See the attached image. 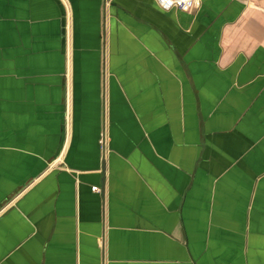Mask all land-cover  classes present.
Wrapping results in <instances>:
<instances>
[{"label":"crops","instance_id":"obj_1","mask_svg":"<svg viewBox=\"0 0 264 264\" xmlns=\"http://www.w3.org/2000/svg\"><path fill=\"white\" fill-rule=\"evenodd\" d=\"M0 264H264V0H0Z\"/></svg>","mask_w":264,"mask_h":264},{"label":"built area","instance_id":"obj_2","mask_svg":"<svg viewBox=\"0 0 264 264\" xmlns=\"http://www.w3.org/2000/svg\"><path fill=\"white\" fill-rule=\"evenodd\" d=\"M157 5L163 10L177 9L181 11H189L195 4L196 0H155ZM101 142L104 138L100 139ZM93 190L97 189V186H92Z\"/></svg>","mask_w":264,"mask_h":264}]
</instances>
